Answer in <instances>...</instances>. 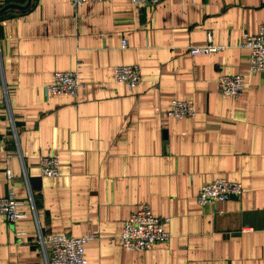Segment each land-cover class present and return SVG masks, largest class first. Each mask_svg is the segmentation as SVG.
<instances>
[{
	"label": "crops",
	"instance_id": "crops-1",
	"mask_svg": "<svg viewBox=\"0 0 264 264\" xmlns=\"http://www.w3.org/2000/svg\"><path fill=\"white\" fill-rule=\"evenodd\" d=\"M261 23L264 0H30L1 12L0 195L11 190L21 216L0 215V264H45L36 227L89 233L86 264H264V72L248 71L241 45ZM207 30L223 49L189 53ZM120 64L139 67L136 87L113 80ZM56 70L77 73L76 96L46 93ZM221 73L245 76L239 96L218 93ZM183 98L194 115L166 116ZM50 153L53 177L37 165ZM216 177L241 192L198 205ZM142 203L169 237L125 250L121 221Z\"/></svg>",
	"mask_w": 264,
	"mask_h": 264
},
{
	"label": "built area",
	"instance_id": "built-area-1",
	"mask_svg": "<svg viewBox=\"0 0 264 264\" xmlns=\"http://www.w3.org/2000/svg\"><path fill=\"white\" fill-rule=\"evenodd\" d=\"M88 1L100 0H70V3L75 6ZM128 1L137 6L152 5L160 0ZM205 36L206 43L188 46V52L191 54L210 53L223 49V46L211 43L209 30L206 31ZM241 45L248 49V71L250 73L264 72V24H259L254 34L246 35ZM112 78L116 82L125 84L127 88H134L141 78L139 67L136 64L115 65ZM246 84L245 76L241 73H221L216 78L217 91L221 96L237 97ZM81 87L82 84L75 71L56 70L52 73L51 81L45 85V91L47 94H68L74 97ZM164 113L174 119L192 117L194 115L192 101L188 98L171 99ZM37 165L41 175L53 177L60 173L56 153L41 155ZM6 177L10 178L8 172H6ZM241 189L239 182L216 177L199 186L195 200L200 206L208 205L217 200L237 196ZM28 200L31 202L30 197ZM19 204L20 202L11 190L6 195H0V215L4 216L6 221L13 223L21 216L18 210ZM166 220V217L154 215L147 204H140L121 221L118 234L120 246L125 250L148 249L155 243L166 241L169 237L168 231L163 227ZM36 232V241L40 246L45 264H86L83 256V243L91 237L89 233L81 236H71L62 232L42 233L38 227H36Z\"/></svg>",
	"mask_w": 264,
	"mask_h": 264
},
{
	"label": "water",
	"instance_id": "water-1",
	"mask_svg": "<svg viewBox=\"0 0 264 264\" xmlns=\"http://www.w3.org/2000/svg\"><path fill=\"white\" fill-rule=\"evenodd\" d=\"M30 0H26L24 4H17V3H5L4 5L0 6V13L6 9H24L29 5Z\"/></svg>",
	"mask_w": 264,
	"mask_h": 264
}]
</instances>
